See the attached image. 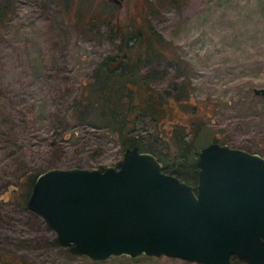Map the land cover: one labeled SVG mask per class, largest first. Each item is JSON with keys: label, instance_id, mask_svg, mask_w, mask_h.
<instances>
[{"label": "rangeland", "instance_id": "1", "mask_svg": "<svg viewBox=\"0 0 264 264\" xmlns=\"http://www.w3.org/2000/svg\"><path fill=\"white\" fill-rule=\"evenodd\" d=\"M0 7L9 14L0 26V252L23 264H197L168 256L95 261L72 254L42 216L21 208L22 174L52 161L63 160V167L79 160L94 169L123 158L116 137L83 124L68 130L62 117L80 83L111 55L132 64L146 55V44L136 39L140 31L163 37L165 58L142 65L141 75L155 88L185 82L190 90L159 127L150 118L139 126L145 139L178 128L192 143L196 130L206 128L211 135L199 138L200 150L218 135L264 155V96L254 91L264 87V0H0ZM131 35L133 48L118 52ZM75 130L80 135L69 146L63 133ZM53 139L65 151L52 148ZM172 141L160 138L159 144L163 150L171 145L175 161ZM181 162L177 158L179 168ZM15 182L19 187L8 191ZM0 264H6L1 256Z\"/></svg>", "mask_w": 264, "mask_h": 264}, {"label": "water", "instance_id": "2", "mask_svg": "<svg viewBox=\"0 0 264 264\" xmlns=\"http://www.w3.org/2000/svg\"><path fill=\"white\" fill-rule=\"evenodd\" d=\"M263 94L264 87L255 88ZM116 166L52 167L28 207L60 246L95 261L128 256L264 264V155L220 142L199 151L196 185L128 147Z\"/></svg>", "mask_w": 264, "mask_h": 264}, {"label": "trees", "instance_id": "3", "mask_svg": "<svg viewBox=\"0 0 264 264\" xmlns=\"http://www.w3.org/2000/svg\"><path fill=\"white\" fill-rule=\"evenodd\" d=\"M8 15L7 9L0 7V26L8 18ZM133 38L132 35L129 37L124 36L118 52H122L125 47L133 48L134 45L131 42ZM138 38L139 42H142V45L146 44V51L144 52L146 55L144 57L143 55H139L138 60L134 64L127 63V59H125L127 56L122 58L121 54L111 55V57L107 58L101 63V68H98V70L92 73L90 78L80 83L77 88V94L71 102H68V106L64 110L65 115L62 117V120L67 124L68 130L77 129L81 124L90 126L91 128L104 129L103 131L109 136L117 138L119 144L123 147V152L128 147L134 146H139L142 151H150L162 162L163 169L166 173L177 175L182 180L196 185L199 179V167L197 163L198 151L200 150L198 149L200 143L199 138L204 137L205 134H208L207 138H210L211 132L207 131L206 128L202 129V126H200L199 129L201 128L202 130H196V139L192 143H189L184 137L190 133L182 135L181 130L178 128L175 134L172 132L171 135L169 134L166 137L161 135L160 137L156 136L155 138L154 136L150 139H145V136L141 132V129L144 127L139 129V126H145L147 122L150 124L151 122L148 120L150 118L155 123V127H159L161 123L160 118H164L172 108H175L177 103L181 104L187 100V95L190 93V90L185 82L181 83L180 86L174 84L175 88L173 90L151 86L150 81L141 75V66L145 63L152 65L162 60V58L165 59L164 54L162 55L159 51L163 37L157 33L145 36L140 31L136 35V39ZM152 57H158V59ZM130 58L132 57L130 56ZM204 130L205 132H203ZM78 135L80 134L77 130L63 133V141L69 145L72 139ZM171 137H173V146L176 148V151H174L175 161L172 160L174 158H171L168 152V148L171 145L167 144V150H163L159 144L160 138H162V142L169 143V138ZM216 141L222 144L229 143V140L226 141L223 137L213 135L210 143ZM50 144L52 148L60 147V149L65 151V146L60 142L58 143L55 139ZM60 149H56L57 155L60 153ZM177 158L178 160L182 159L186 163L184 165L181 162L183 165L182 168H179ZM62 161H52L48 167H27L26 170L28 171H26V174H22V178L26 177L25 183H27L26 189L24 190V198L19 202L22 209H28V200L32 195L38 175L49 170V168L61 167L64 164ZM74 166L79 168L85 167L83 162L79 160L73 164L72 162L69 164L66 163L63 167L71 168ZM98 167L105 168L103 166ZM17 183H12V185L16 184L12 187L9 185L8 191L15 192L19 187L16 186L20 185V182ZM0 256L6 261V264L24 263V261H13L12 258L2 252H0ZM234 261L237 264H246L237 257L234 258Z\"/></svg>", "mask_w": 264, "mask_h": 264}, {"label": "flooded vegetation", "instance_id": "4", "mask_svg": "<svg viewBox=\"0 0 264 264\" xmlns=\"http://www.w3.org/2000/svg\"><path fill=\"white\" fill-rule=\"evenodd\" d=\"M107 1H109V0H107ZM252 152H255V151H252ZM258 153V152H257Z\"/></svg>", "mask_w": 264, "mask_h": 264}]
</instances>
